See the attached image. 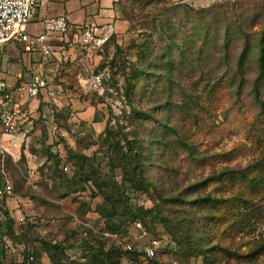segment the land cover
Masks as SVG:
<instances>
[{
	"label": "rangeland",
	"instance_id": "1",
	"mask_svg": "<svg viewBox=\"0 0 264 264\" xmlns=\"http://www.w3.org/2000/svg\"><path fill=\"white\" fill-rule=\"evenodd\" d=\"M204 2L120 0L127 28L115 41L91 50L73 38L65 42L48 73L58 87L50 107L34 103L28 132L0 143V180L14 187L0 201V264H53L47 250L54 244L66 264H92L94 253L110 248L120 250L114 264H264V107L254 96V60L241 89L236 82L243 31L251 41L259 37L264 0ZM240 26L226 52L228 28ZM169 57L177 66L173 81H155L151 72ZM137 67L147 68L138 81ZM148 84L152 91L142 89ZM260 89L264 100V79ZM128 142L148 158L149 192L128 189ZM248 166L261 187L224 176L193 188L224 169ZM79 172L108 182L122 201L128 190L131 204L152 208L142 228L127 215L102 216L98 185ZM209 193L229 201L216 208L191 203ZM209 212L214 217L206 220ZM9 216L17 220L14 237ZM154 240L150 257L145 248ZM198 242L211 249L201 253ZM127 243L143 256L126 251Z\"/></svg>",
	"mask_w": 264,
	"mask_h": 264
},
{
	"label": "trees",
	"instance_id": "2",
	"mask_svg": "<svg viewBox=\"0 0 264 264\" xmlns=\"http://www.w3.org/2000/svg\"><path fill=\"white\" fill-rule=\"evenodd\" d=\"M230 1V0H229ZM224 2V1H221ZM241 26L237 29H233L231 27L228 28L227 30V37H226V42L224 43V47L226 49V52L229 51V40L237 35H240L241 33ZM245 33L247 39H245V43L243 45L242 51L240 53L239 59H238V65H237V79L236 82L238 83V89H241L244 85L245 82V72H246V66L250 60H254L257 64L258 70H259V76L258 80L256 81V84L254 86V96L258 102L264 107V100L261 95V89H260V82L261 80L264 79V29H262L259 32V37L257 36V39H254L251 41L250 39V34L246 31H243ZM201 34H204L205 40H208V33L206 31H203ZM117 34H112L109 38V42L111 43L117 39ZM152 60V59H150ZM177 69V66L173 60L172 57H169L167 60L163 62V64L159 67L160 72H151L152 76L156 78L155 81H158L160 79H165L167 81H173V75L174 71ZM147 73V68L144 67H137L134 72V79L135 80H140L141 78H144ZM131 87H134L133 83H130ZM147 86V87H146ZM153 86L150 84L142 86V89L152 91ZM150 89V90H149ZM145 92V91H144ZM146 115V113H145ZM151 117V116H149ZM144 118V117H143ZM159 142H157L158 144ZM187 149L191 148L188 147L187 144H183ZM126 149L128 151V155L125 156L126 159V166H125V171H124V177L126 178V183L129 186V190L133 192L141 191V192H149V187L150 184L146 182V177L144 175V167H145V159H141L140 157V152L137 150V145H133L132 142H128V145L126 146ZM80 160L82 161H87L90 160L89 157L80 155L78 156ZM70 170V165L68 163L65 164ZM254 166H248L245 169H240V170H234V169H224L221 171L218 175H212L206 178L205 180L198 182L193 185V188H198L200 186H206L207 184L214 182V181H219L221 180L224 176H228L231 180H242L246 181L248 184H251L254 187H261L263 185V180L262 178H250L249 172L251 169H253ZM83 169V167L81 168ZM67 170V171H69ZM85 172V171H84ZM79 174L83 177H85V180H93L99 188V194L103 198V203L98 207L100 213L102 216L110 219L106 215V211H109L112 213V216L114 217H120L122 214L127 215V218L130 222H134L135 224L140 222H146L147 216L152 212V208H148L144 206V204L139 205V206H134L131 204V198L128 196V190H123V196L124 200H120L118 197H115L111 195V190L112 188L110 187V184L108 182L102 181L99 182V179H97L95 176L91 175V173H82L79 172ZM84 174V175H83ZM4 181V180H3ZM2 181L0 180V183ZM91 182V181H90ZM253 182H257V184H253ZM92 184V182H91ZM110 192V193H109ZM179 197L173 198V201L178 200ZM7 199H0L1 202L6 201ZM229 201V199H226L222 196H215L212 195L211 193L205 195L204 197L200 199H196L193 202H191L194 205H198L197 207L199 208H204L207 206H210V208H216L218 205L225 204ZM209 215V216H208ZM206 216V220H211L213 219V215L209 212ZM13 217V216H12ZM113 217V218H114ZM17 220L13 218H8V223H9V228L11 231V235L14 237V230L12 229V226ZM208 222L205 224V226L208 225ZM89 242L86 241L85 244H88ZM214 248V247H212ZM262 248V246H260ZM126 251L131 252L132 254L135 255L136 258L142 257L143 252L141 250H136L135 248L132 250H129L126 246L124 247ZM207 249H211V247H206L204 248L200 242H198V250L202 252H207ZM223 250H226L225 248H221ZM48 253L50 254V258L52 259L53 264H66V262L63 260V256L65 255V252L62 248L61 245L54 244L52 246V252L50 250H47ZM119 249H113L110 248L107 251H97V254L94 253L92 259V264H108L109 262L111 264H114L117 255L119 253ZM61 254L62 256H58ZM34 256L31 261H34ZM35 263V262H31Z\"/></svg>",
	"mask_w": 264,
	"mask_h": 264
},
{
	"label": "built area",
	"instance_id": "3",
	"mask_svg": "<svg viewBox=\"0 0 264 264\" xmlns=\"http://www.w3.org/2000/svg\"><path fill=\"white\" fill-rule=\"evenodd\" d=\"M229 1V0H214ZM50 4V0H0V46L6 43H20L25 52L30 54L39 53L43 57L53 55L52 42H65V36L71 31V24L67 15L48 17L43 21V31L31 33L28 30L37 10ZM79 42L86 50L104 46L111 35L102 34L93 25L85 24L80 27ZM100 80V76L96 77ZM24 94L28 101L35 100L41 95L47 98H55L57 90L50 78L36 67L33 70L31 80L14 91L8 86L0 74V143L8 138H14L16 134L23 131L22 125L31 110L30 104L22 108L18 95ZM28 104V103H27ZM65 170H69L65 166ZM14 195L12 183L6 179L0 183V199H9ZM24 221V217H20ZM136 225L142 228L140 222ZM159 242L154 240L152 245L145 248L147 256L153 257L158 249ZM129 250L134 249L131 243H127ZM33 259V257H31Z\"/></svg>",
	"mask_w": 264,
	"mask_h": 264
},
{
	"label": "crops",
	"instance_id": "4",
	"mask_svg": "<svg viewBox=\"0 0 264 264\" xmlns=\"http://www.w3.org/2000/svg\"><path fill=\"white\" fill-rule=\"evenodd\" d=\"M186 1L203 4L207 0ZM119 2L120 0H50L48 6L37 10L28 26V30L31 33L41 32L43 31V21L46 18L67 15L70 20L71 31L65 36V42L70 41L71 38L78 42L79 29L85 24L96 26L103 35L117 34L120 37L126 30L127 24L121 15ZM65 42L63 43L65 44ZM64 44L52 42L53 55L48 58L39 53L30 54L25 52L20 43L3 44L0 46V74L7 84L10 82L8 86L14 91H17L19 87L24 86L31 80L33 70L36 67H39L48 77V73L54 70L56 59L60 57L61 51L65 48ZM54 86L57 90V85L54 84ZM49 99L51 98L41 95L28 103L29 101L24 94L18 95L22 108L30 104L32 109V107H35L34 103L39 104V100H43V107L48 108L50 107ZM26 121L22 122L24 124L21 126L24 132H28Z\"/></svg>",
	"mask_w": 264,
	"mask_h": 264
}]
</instances>
